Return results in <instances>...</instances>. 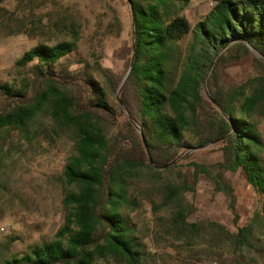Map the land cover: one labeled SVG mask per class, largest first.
Returning a JSON list of instances; mask_svg holds the SVG:
<instances>
[{
    "label": "trees",
    "instance_id": "16d2710c",
    "mask_svg": "<svg viewBox=\"0 0 264 264\" xmlns=\"http://www.w3.org/2000/svg\"><path fill=\"white\" fill-rule=\"evenodd\" d=\"M188 1L126 0L133 14L130 54L120 69H103L113 102L89 64L68 69L84 62L73 57L72 41L37 45L15 61L19 78L0 84V191L8 182L3 157L13 147L18 151L3 130L28 141L43 133L51 147L50 131L33 127L36 117L47 115L53 133L68 136L70 155L61 176V226L20 252L12 251L19 237L0 235V264H94L107 253L139 264L146 253L128 215L141 203L131 193L132 181L159 172L149 158L164 166L181 155L162 168L167 170L190 159L187 150L208 144L221 159L188 164L204 174L213 195L224 196L237 247L247 243L252 229L238 226L237 191L225 175L240 172L264 203V139L257 120L264 116V0H212L194 26L183 14ZM247 56L255 75L246 83H224L221 70ZM204 84L210 99L202 94ZM178 194L168 190L166 204L178 207ZM181 209L175 220L184 224ZM258 216L254 212L251 222Z\"/></svg>",
    "mask_w": 264,
    "mask_h": 264
},
{
    "label": "rangeland",
    "instance_id": "374dc122",
    "mask_svg": "<svg viewBox=\"0 0 264 264\" xmlns=\"http://www.w3.org/2000/svg\"><path fill=\"white\" fill-rule=\"evenodd\" d=\"M211 3L212 0L188 1L183 14L191 26L208 12ZM130 31L131 14L126 0H0V84L19 78L15 61L30 48L72 41L77 47L73 57L83 58L84 62L68 69L89 64L92 77L113 102L103 69L121 68L130 54ZM186 42L187 39L183 40L181 45ZM221 74L226 84L248 82L255 75L251 57L223 68ZM202 94L205 96L203 88ZM257 120L264 139V116ZM33 127L50 131L54 145L46 144L43 133L28 141L17 137L15 131L9 135L2 131L10 145L18 149L13 147L15 152L3 157L1 162L8 172V182L6 189L0 191V225H9L5 236L19 237L12 246L13 252H20L42 238L53 237L64 216L62 199L66 185L61 176L70 155L69 138L60 130L53 133L51 127L55 130L56 127L47 115L36 117ZM186 154H190V159L167 170L153 171V175L146 174L130 185L131 193L141 201L139 208L128 211L135 235L145 246L146 254L139 264H220L218 259L222 254L212 255L208 247H202L203 241L206 238L210 241V234L216 232V228L206 222V215L216 216L221 226L218 233L224 243L237 247L230 214L216 201L215 195H210L211 186L204 174H196L188 164L190 161L215 163L221 159L220 151L210 145ZM225 177L239 195L238 226L250 225L252 234L246 241L257 246L258 259H241L236 264H264V211L261 208L264 203L255 197L240 172L227 173ZM170 189L179 192L176 197L185 213L184 224L175 220L179 206L166 204L163 198ZM256 211L259 216L251 222ZM191 224L195 227L191 228ZM256 235L262 237L258 242L253 241ZM221 261V264H233L226 256ZM94 264L126 262L116 254L107 253Z\"/></svg>",
    "mask_w": 264,
    "mask_h": 264
},
{
    "label": "crops",
    "instance_id": "0c3cea01",
    "mask_svg": "<svg viewBox=\"0 0 264 264\" xmlns=\"http://www.w3.org/2000/svg\"><path fill=\"white\" fill-rule=\"evenodd\" d=\"M209 11V10H208ZM210 195H213V188L210 187ZM238 195V193H237ZM239 196V195H238ZM216 199V201L218 203H220L222 205V207L224 209H226V202H225V198L222 194H217L214 197ZM237 210H238V206H237ZM206 219V222H209L212 226H214L216 228V232H212L210 234V241H207L208 239L206 238V240L203 241V248H207L208 252L212 253V255L216 254V255H220L222 254L223 257L221 256V258L218 259V263H222V258H224V256L232 259V263L236 264L239 263L240 260H249V261H255L256 259H258L257 257V253H256V248L257 246L252 245V243H246L241 245L240 247H236L235 244L230 245V243L225 242L224 240L220 237V234L218 233L219 228L221 226H219V221L216 219L215 215H206L204 217ZM218 225H217V224ZM253 241H257L261 240L262 237H260V235H256L253 236ZM254 243V242H253ZM201 246V245H200ZM241 255V257L239 256ZM221 261V262H220Z\"/></svg>",
    "mask_w": 264,
    "mask_h": 264
},
{
    "label": "water",
    "instance_id": "95a60500",
    "mask_svg": "<svg viewBox=\"0 0 264 264\" xmlns=\"http://www.w3.org/2000/svg\"><path fill=\"white\" fill-rule=\"evenodd\" d=\"M128 7H130V12H131V17H132V23H133V14H132L131 6L128 4ZM132 67H133V60L131 59V63H130V65H129V68H128L127 72L125 73V75H124V77L122 78V81H121V83H120L119 90H120L121 87L123 86V84H124L126 78L128 77V74L130 73ZM211 67H212V65H211ZM211 67H210V69H209V71H208V73H207V75H206V77H205V80L207 79V77H208V75H209V73H210ZM203 89H204V94H205V96L208 97V99H210L209 95H208L207 92H206L205 84L203 85ZM116 97H117V98L119 97V94H118V93H117ZM207 146H210V145L208 144V145H205V146H202V147L192 148V149L187 150L185 153L192 152V151H194V150H196V149L205 148V147H207ZM179 158H181V155H180L179 157H177L176 159H174L172 162H170V163H168V164H166V165H164V166H154V165L152 164V161H151L150 158H149V162H150V165H152L153 167H155V168H157V169H162V168H165L166 166H170V165L174 164L175 162H177V161L179 160Z\"/></svg>",
    "mask_w": 264,
    "mask_h": 264
},
{
    "label": "built area",
    "instance_id": "2783aa9c",
    "mask_svg": "<svg viewBox=\"0 0 264 264\" xmlns=\"http://www.w3.org/2000/svg\"><path fill=\"white\" fill-rule=\"evenodd\" d=\"M8 230H9V225H0V235L6 234ZM199 264H202V263H199Z\"/></svg>",
    "mask_w": 264,
    "mask_h": 264
}]
</instances>
